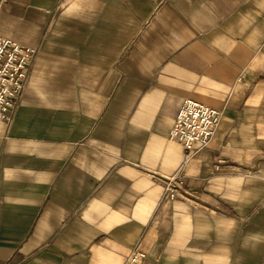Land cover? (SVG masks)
<instances>
[{
	"label": "crops",
	"instance_id": "0c3cea01",
	"mask_svg": "<svg viewBox=\"0 0 264 264\" xmlns=\"http://www.w3.org/2000/svg\"><path fill=\"white\" fill-rule=\"evenodd\" d=\"M37 48L0 119V264H264V0H0ZM188 98L209 145L169 137ZM181 174V195L165 198Z\"/></svg>",
	"mask_w": 264,
	"mask_h": 264
},
{
	"label": "built area",
	"instance_id": "2783aa9c",
	"mask_svg": "<svg viewBox=\"0 0 264 264\" xmlns=\"http://www.w3.org/2000/svg\"><path fill=\"white\" fill-rule=\"evenodd\" d=\"M37 48L0 35V119L10 122L22 96L28 67ZM223 110L188 98L180 107L170 130L171 140L181 143L190 153L206 148L214 138ZM181 174L166 178L165 198L181 195ZM146 253L134 248L125 264H142Z\"/></svg>",
	"mask_w": 264,
	"mask_h": 264
},
{
	"label": "clouds",
	"instance_id": "9594fccd",
	"mask_svg": "<svg viewBox=\"0 0 264 264\" xmlns=\"http://www.w3.org/2000/svg\"><path fill=\"white\" fill-rule=\"evenodd\" d=\"M260 243H264V236H261V234L259 233H253L246 236L241 241V247L247 249L251 244H260Z\"/></svg>",
	"mask_w": 264,
	"mask_h": 264
}]
</instances>
